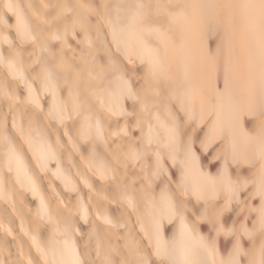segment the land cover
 Returning a JSON list of instances; mask_svg holds the SVG:
<instances>
[{
	"label": "bare ground",
	"instance_id": "6f19581e",
	"mask_svg": "<svg viewBox=\"0 0 264 264\" xmlns=\"http://www.w3.org/2000/svg\"><path fill=\"white\" fill-rule=\"evenodd\" d=\"M0 264H264V0H0Z\"/></svg>",
	"mask_w": 264,
	"mask_h": 264
}]
</instances>
